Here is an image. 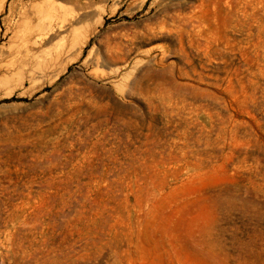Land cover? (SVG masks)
<instances>
[{
    "label": "rangeland",
    "instance_id": "obj_1",
    "mask_svg": "<svg viewBox=\"0 0 264 264\" xmlns=\"http://www.w3.org/2000/svg\"><path fill=\"white\" fill-rule=\"evenodd\" d=\"M28 1L0 16V264H264V0H64L103 25L33 82L6 71Z\"/></svg>",
    "mask_w": 264,
    "mask_h": 264
},
{
    "label": "bare ground",
    "instance_id": "obj_2",
    "mask_svg": "<svg viewBox=\"0 0 264 264\" xmlns=\"http://www.w3.org/2000/svg\"><path fill=\"white\" fill-rule=\"evenodd\" d=\"M6 2L0 0V16L5 12ZM80 9L84 12L75 14L64 0H29L21 6L18 14H10L15 16L9 17L12 24L8 31L12 32L11 43H17V49L8 55L6 71H22L32 82L35 76H46L54 70L64 72L74 57H80L105 14L101 12L103 9L97 14V10L94 11L93 21L83 26L90 10L87 6ZM20 85L22 87L24 81Z\"/></svg>",
    "mask_w": 264,
    "mask_h": 264
}]
</instances>
